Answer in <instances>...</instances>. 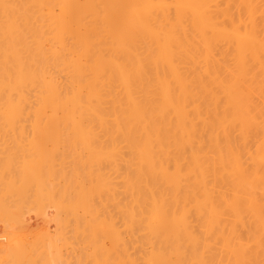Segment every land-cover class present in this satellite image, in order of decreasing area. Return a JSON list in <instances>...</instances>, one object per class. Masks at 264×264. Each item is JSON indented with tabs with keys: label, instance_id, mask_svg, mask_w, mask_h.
I'll use <instances>...</instances> for the list:
<instances>
[{
	"label": "bare ground",
	"instance_id": "6f19581e",
	"mask_svg": "<svg viewBox=\"0 0 264 264\" xmlns=\"http://www.w3.org/2000/svg\"><path fill=\"white\" fill-rule=\"evenodd\" d=\"M0 229V264H264V0H0Z\"/></svg>",
	"mask_w": 264,
	"mask_h": 264
},
{
	"label": "rangeland",
	"instance_id": "374dc122",
	"mask_svg": "<svg viewBox=\"0 0 264 264\" xmlns=\"http://www.w3.org/2000/svg\"><path fill=\"white\" fill-rule=\"evenodd\" d=\"M29 195H30V194H29ZM56 195H58L57 197L55 196V199H56V200H58V199L60 200V198H62V197H60L59 194H56ZM33 196H34V194H32V197H33ZM32 197H31V196L27 197V200H28V201H29V200H32V199H31ZM59 197H60V198H59ZM24 200H25V199H24ZM24 200H23V201H24ZM27 200H25L24 202L27 203V202H26ZM30 202H31V201H30ZM30 202H28L26 205H27V206H28V205H31L32 203H30ZM32 202H33V201H32ZM25 203H24V205H25ZM33 206H34V204L32 205V207H33ZM29 207H31V206H29ZM48 207H49V206H46V207H45V210H44V212H43L42 215H41L42 218H41V217L39 216V214H38V217H40V218L37 217L38 219H37V218L35 219L34 217L31 218L32 216H36V214L33 215V212L36 213V212L34 211V210H35L34 208H32V209H34V210H32L31 212H27V210H28V209H27V210H26L27 213L25 212L26 214H24V219H23V222H24L23 224H24V225L26 224L25 227H27V226H31L30 223H31V220H32V219H33L32 223H31L32 225H33V223H35V222L38 221V222L41 224L40 226L42 227V224H43V223H46L45 220H47L48 217H51L52 214L54 213V210L52 209L53 207H51V208L49 207L50 210H49ZM46 208H47V209H46ZM24 209H26V207H25ZM51 209H52V210H51ZM61 210H62V209L60 208V209H59L60 212L58 211V214H59L58 216H59V217L63 216V215H62L63 213H62ZM24 211H25V210H24ZM45 211H46V212H45ZM30 213H31V215H29ZM44 213H46L47 215H46V214L44 215ZM61 213H62V214H61ZM27 215H28V216H27ZM25 216H26V217H29V218H26ZM46 216H47V217H46ZM44 218H45V219H44ZM46 218H47V219H46ZM57 218H58V217H57ZM27 219H28V222L30 221L29 223H27V221H26ZM34 219H35V221H34ZM39 220L42 221V222H40ZM43 220H44L45 222H44ZM56 221H57V223H56ZM58 223H59V222H58V219H55V224L58 225ZM37 224H38V223H37ZM46 224H48V225L50 224L49 226H51V224H53L52 227H51L50 230H49V234H50V233L54 234L55 232L53 233V230H54V228H55V224H54L53 222H51V223L48 222V223H46ZM46 224H45V225H46ZM35 225H36V223H35ZM45 225L43 224V226H44V231H45ZM40 226H38V227H40ZM33 227H34V228H33ZM28 228L31 229V231H32V229H34V230H35V229H36V230L38 229L37 227L35 228L34 225H33L31 228H30V227H27L26 230H29ZM24 229H25V228H24ZM2 230H3V229H2ZM2 230L0 229V232H1V233H0V246H3L4 243L6 242V238H5V237L3 236V234H2V232H3ZM31 231L29 230L28 232L31 233ZM26 232H27V231H26ZM3 233H4V232H3ZM32 233H33V232H32ZM32 233H31V234H32ZM32 235H33V234H32ZM45 235H47V232L45 233ZM50 235H51V234H50ZM26 238H27V236H26ZM31 238H33V239H31ZM27 239H28L27 242H29V244H27V245H29V246L31 245L30 247L34 246V245H32V244H34V241H35V239H34V235H33V236H30V235H29V237H28ZM27 239H26V240H27ZM30 240H32V244H31ZM58 244H59V242H58ZM59 245H60V244H59ZM34 247H35V246H34ZM59 247H60V246H59ZM35 248L37 249V247H35ZM58 249H59V248H58ZM38 250H39V245H38ZM42 252H43V256H44V255H45V253H44L45 251H42Z\"/></svg>",
	"mask_w": 264,
	"mask_h": 264
}]
</instances>
